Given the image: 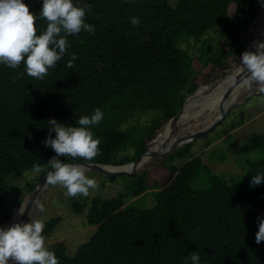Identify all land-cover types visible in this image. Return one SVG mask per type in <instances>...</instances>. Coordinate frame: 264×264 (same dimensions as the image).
<instances>
[{
	"label": "trees",
	"instance_id": "trees-1",
	"mask_svg": "<svg viewBox=\"0 0 264 264\" xmlns=\"http://www.w3.org/2000/svg\"><path fill=\"white\" fill-rule=\"evenodd\" d=\"M171 1L73 0L92 5L85 22L94 26V33L82 30L69 36L66 54L44 80L28 76L24 62L16 69L0 64V205L12 173L33 172L36 162L47 167L56 155L43 143L48 120L75 125L99 107L103 119L91 130L101 141L100 154L91 162L128 164L217 68L248 49L259 0H179L175 8ZM24 3L39 16L42 0ZM133 16L140 18L138 26L132 25ZM46 26L37 17L38 35ZM212 31L219 36L217 43L204 39ZM189 39L203 40L199 55L181 48ZM73 53L77 59L68 68ZM139 111L157 118L152 125L133 124ZM223 139L230 141V133ZM193 147L190 143L132 176L133 183L115 198L93 197L87 221L96 232L72 255L64 244L50 246L59 264H185L194 251L200 264H264V241L257 244L255 239L257 217H264V183L251 185L252 176L264 172V135L246 137L237 150L240 158L259 152L257 159L242 162L245 172L239 177L213 173L203 160L205 150L195 153ZM211 160L225 163L224 150L214 152ZM198 176L206 186H192ZM149 195L156 202L152 208L126 206L130 196ZM73 210L82 213L84 207L76 202ZM60 221L52 218L44 224L45 238Z\"/></svg>",
	"mask_w": 264,
	"mask_h": 264
},
{
	"label": "clouds",
	"instance_id": "clouds-1",
	"mask_svg": "<svg viewBox=\"0 0 264 264\" xmlns=\"http://www.w3.org/2000/svg\"><path fill=\"white\" fill-rule=\"evenodd\" d=\"M91 9V4L76 5L73 0H42V8L37 16L24 0H0V64L16 69L24 62L28 76L44 80L48 70L55 68L66 54L69 36L78 35L82 30L94 33V26L85 22V15ZM37 17L47 21L46 29L39 35ZM130 19L133 26L141 22L139 17ZM76 59L73 53L66 66L72 68ZM240 64L242 70L250 73L244 84L251 86L255 83L260 101L264 103V42H256V51L245 50ZM103 115L97 107L92 115L80 116L75 125L66 126L55 118L48 120L49 134L43 143L52 148L56 155L47 162V167L39 162L34 163L32 171L46 173V184L66 189V197H88L90 189L99 187L96 179L87 175L89 168L85 164L66 163L61 157L93 161L100 154L101 141L94 139L91 126L100 124ZM262 183L264 172L252 176L253 187ZM36 206L41 213L44 212L43 203L36 202ZM23 211L22 206L20 215H23ZM257 223L259 227L255 239L259 244L264 241V217H257ZM43 231L41 219L17 222L6 229L0 227V264H9L10 260L14 264H59L55 253L45 246ZM188 260L192 264H200L199 253L191 252L185 258V264Z\"/></svg>",
	"mask_w": 264,
	"mask_h": 264
},
{
	"label": "rangeland",
	"instance_id": "rangeland-1",
	"mask_svg": "<svg viewBox=\"0 0 264 264\" xmlns=\"http://www.w3.org/2000/svg\"><path fill=\"white\" fill-rule=\"evenodd\" d=\"M178 2L179 0H172V7L175 8ZM254 32L257 36V41L263 42L264 16L260 25L258 24L254 27ZM210 37L214 38L216 43L218 42L219 36L217 32L212 31L204 39ZM182 38L184 39V36ZM202 43L203 40L197 43L194 39H189L181 44V48L186 49L191 56H197L200 54ZM240 57L241 55L228 58L225 65L217 68L211 79L205 84L208 85L221 77L235 72L240 63ZM192 114L194 113H191L189 116H192ZM241 114L244 116L243 123L238 125L236 122L242 117ZM210 115L211 112L209 110L201 113L193 122L186 125L181 134L202 129L211 122L209 119ZM156 118L157 116L154 113L139 111L133 115L131 122L140 126L152 125ZM166 123V120L161 122L155 136ZM225 132L230 133V141H225V139H223ZM255 133H261L264 135V103L260 101V94L257 91V85L252 83L251 86L247 85L238 96L236 95L235 101L232 102V107L226 118L220 122L211 133L206 134L209 135L207 138L200 137L192 142L194 143L193 152L199 153L203 149L205 150L203 160L213 173L217 175L227 173L228 175L239 177L245 172L244 161L246 162L248 158L255 160L259 156V152H256L248 157L240 158L236 153L241 144L245 142V138ZM220 150H224L225 152V163H222L219 160H211L212 154ZM133 153L134 150H131L130 154ZM61 159L67 160L64 157H61ZM159 161L160 159L158 158L152 159L147 166L141 168L135 175L151 170ZM40 175L41 173L37 174L34 172H14L10 175L8 179L10 190L6 193L4 202L0 205V227L4 225L10 219L12 214L20 207L26 195L29 193V185L36 183ZM87 175L89 178L96 179L99 185L97 189L89 190L90 194L88 197H83L82 195L66 197L64 195L66 189L59 185H49L37 200V202L44 204L45 210L41 213L35 204L28 222H30L31 219H41L45 224L52 218H60L61 220L54 232L45 238V246L47 248L61 243L67 247L68 252L71 255L74 254L76 250L81 245L88 242L96 232L95 227L91 226L87 221V210L89 209L91 199L97 196L103 199L115 198L124 190L126 185L133 183V179L129 176H121L117 178L118 181H111L110 179L94 172H88ZM205 184L204 178L198 176L192 183V186L202 187ZM143 198H146V201ZM152 198L151 195L147 197L140 196L138 198L130 196L125 200V203L128 207L135 206L141 209H148L154 207L156 204L155 201L153 203ZM76 202L84 207L82 213H77L73 210V205ZM12 263L14 262L10 260L9 264Z\"/></svg>",
	"mask_w": 264,
	"mask_h": 264
},
{
	"label": "water",
	"instance_id": "water-1",
	"mask_svg": "<svg viewBox=\"0 0 264 264\" xmlns=\"http://www.w3.org/2000/svg\"><path fill=\"white\" fill-rule=\"evenodd\" d=\"M264 0H259L258 5V12L254 20L252 21V24L249 28L250 33L252 34V41L248 47L247 50L253 51L254 49V43H255V36L253 35L251 29L255 21L259 18L261 14V8L263 5ZM248 75L250 73L247 72V70L241 69V64L239 63L237 69L235 72H233L230 75L221 77L214 82L210 84H203L200 86L193 94L189 95L184 103L182 104L180 110L178 113L172 117L161 130L158 131L157 135L146 144L144 152L137 157L132 162L116 166V165H108V164H100V163H93V162H86V161H77V160H66L65 162H71V163H79V164H85L89 168L88 172H94L99 175H102L106 178H118L121 176H134L141 168L145 166L151 159H164L171 154H173L178 149L194 142L196 139L211 133L217 125L222 122L226 116L228 115V112L230 111L232 107V103L227 104L230 100L233 92L239 88L240 86L244 85V81L248 78ZM230 79L231 84L225 91L221 103H220V113L219 115L208 125L203 127L202 129L194 130L189 133L179 134V120L181 119L184 107L187 103L190 101L198 98L199 91L204 86H210V88L214 87L216 84H218L221 81ZM255 94V93H254ZM249 98V97H248ZM247 98V99H248ZM168 131V132H167ZM167 132V133H166ZM49 186V184H46V173L43 177H41L31 191L26 195L24 201L20 205V207L16 210L19 212V215L14 223L17 222H25L28 223V220L30 218V215L34 209V206L37 202V200L40 198L42 192ZM23 206V215H20V210Z\"/></svg>",
	"mask_w": 264,
	"mask_h": 264
},
{
	"label": "bare ground",
	"instance_id": "bare-ground-1",
	"mask_svg": "<svg viewBox=\"0 0 264 264\" xmlns=\"http://www.w3.org/2000/svg\"><path fill=\"white\" fill-rule=\"evenodd\" d=\"M263 16H264V1H263V5H262V8H261V14H260L259 18L253 24L252 29H251L253 35L255 36V43H254L253 51H256V42H257V36H256V34L254 32V27L256 25H258V24L260 25V23L262 22ZM230 84H231V80L227 79V80L219 82L218 84H216L212 88H210V86H207V85L202 87L200 89V91H199L198 98L190 101L184 107L183 115H182L181 119L179 120V132H180L179 134L182 133V131L186 127V125H188L189 123L193 122L197 117L200 116L201 113H203V112H205L207 110H209L211 112V115H210L209 119L212 122L220 113V103H221L222 97H223L225 91L227 90V88L230 86ZM246 86L247 85L244 84V85L240 86L239 88H237L233 92V94H232V96H231V98H230V100L228 101L227 104H230V103L234 102L235 98H236V95L238 96L239 93ZM191 113H194V114H192V116H189V115H191ZM149 162L147 164H145V166H147L149 164ZM18 215H19V212L15 211L12 214V216L10 217V219L4 225H2L1 227L5 228V229L10 227L12 224H14V222L16 221Z\"/></svg>",
	"mask_w": 264,
	"mask_h": 264
}]
</instances>
